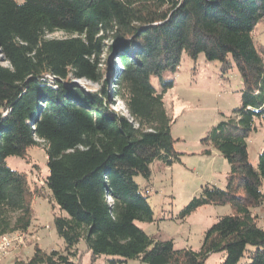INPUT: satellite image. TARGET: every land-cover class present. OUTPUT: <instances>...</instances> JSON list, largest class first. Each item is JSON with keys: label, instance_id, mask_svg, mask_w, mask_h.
Returning a JSON list of instances; mask_svg holds the SVG:
<instances>
[{"label": "trees", "instance_id": "1", "mask_svg": "<svg viewBox=\"0 0 264 264\" xmlns=\"http://www.w3.org/2000/svg\"><path fill=\"white\" fill-rule=\"evenodd\" d=\"M261 24L264 0H0V237H26L33 199L47 198L63 243L49 252L34 244L13 264H80L85 251L105 264H205L216 253L220 264L244 256L246 264H264L255 213L264 211V148L253 166L247 142L264 124V45L254 39ZM57 32L67 37L47 38ZM183 54L203 55L224 73L233 63L241 79L239 106L200 139V155L215 151L227 161L225 186L205 185L177 216L229 207L198 251L176 249L138 226L152 223L153 212L134 181L149 182L154 165L180 162L163 97L173 85L165 75L178 72ZM112 58L120 67L108 69L112 81L98 92L70 84L97 83ZM115 103L121 112L110 109ZM32 147L43 149L48 170L37 190L6 164Z\"/></svg>", "mask_w": 264, "mask_h": 264}, {"label": "rangeland", "instance_id": "2", "mask_svg": "<svg viewBox=\"0 0 264 264\" xmlns=\"http://www.w3.org/2000/svg\"><path fill=\"white\" fill-rule=\"evenodd\" d=\"M21 1L17 0L19 3ZM65 37H67L65 34L57 32L47 38ZM254 39L258 44L264 45V24L257 26ZM104 57L106 54L102 58ZM0 64L6 66L4 62ZM108 64V68L101 71L105 76L97 83L71 80L70 84L88 93L98 92L106 81H112V72L108 75V69L113 71L120 67L115 58L110 59ZM231 64L232 70L224 73L219 63L207 62L203 55L194 60L182 55L178 72L165 75V79L171 80L173 85L163 97L167 115L172 120V137L179 140L175 143L174 149L181 154L180 162L161 170H157L155 165L152 166L149 182L140 176L134 178L139 188L143 192L145 190L148 192L147 200L153 212L152 223H138V226L155 240L172 241L176 249L190 248L198 251L204 232L218 217L230 213L227 206H205L183 221L177 218L182 208L200 193L202 187L207 184L221 188L225 186V177L229 172L227 161L215 151H212L211 156L200 155L202 150L200 139L213 127L225 121L232 109L239 106L241 79L234 64ZM151 83L157 90L160 89L156 78H151ZM110 109L119 113L122 111V105L115 103ZM247 142L248 160L256 166L259 161L258 155L264 148V124L249 135ZM6 164L9 168L26 175L31 189L44 188L48 170L46 155L42 148H29L24 159L9 157ZM262 192L264 193V183ZM31 207L33 219L29 234L26 237H10V246L4 250L3 242H0V264H13L14 259L25 258L32 252L34 244L46 252L63 248L53 225L54 214L58 212L55 204L50 203L47 198H34ZM255 213L259 217V226L264 229V211ZM78 248L84 251V242H81ZM223 260L222 254H211L205 264H220ZM79 261L80 264H105L103 256L92 263L90 254L86 251ZM248 261L244 256L237 264H246ZM128 264L140 262L131 260Z\"/></svg>", "mask_w": 264, "mask_h": 264}, {"label": "built area", "instance_id": "3", "mask_svg": "<svg viewBox=\"0 0 264 264\" xmlns=\"http://www.w3.org/2000/svg\"><path fill=\"white\" fill-rule=\"evenodd\" d=\"M13 236H17V237H20L18 235H5V236H2L0 237V242L3 244L2 246V250H4L6 247L10 246V237H13ZM16 239V238H15ZM8 240V241H7Z\"/></svg>", "mask_w": 264, "mask_h": 264}, {"label": "water", "instance_id": "4", "mask_svg": "<svg viewBox=\"0 0 264 264\" xmlns=\"http://www.w3.org/2000/svg\"><path fill=\"white\" fill-rule=\"evenodd\" d=\"M123 46V44L122 43H120L119 45H118V47H122ZM116 59V58H115Z\"/></svg>", "mask_w": 264, "mask_h": 264}, {"label": "crops", "instance_id": "5", "mask_svg": "<svg viewBox=\"0 0 264 264\" xmlns=\"http://www.w3.org/2000/svg\"><path fill=\"white\" fill-rule=\"evenodd\" d=\"M211 155H212V152H211ZM211 155H210V156H211Z\"/></svg>", "mask_w": 264, "mask_h": 264}]
</instances>
